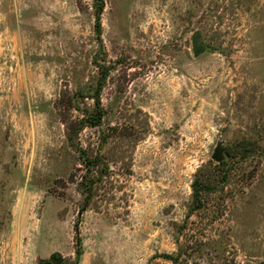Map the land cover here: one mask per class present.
Masks as SVG:
<instances>
[{"label": "rangeland", "instance_id": "374dc122", "mask_svg": "<svg viewBox=\"0 0 264 264\" xmlns=\"http://www.w3.org/2000/svg\"><path fill=\"white\" fill-rule=\"evenodd\" d=\"M104 2L0 0V264H264V0Z\"/></svg>", "mask_w": 264, "mask_h": 264}, {"label": "trees", "instance_id": "16d2710c", "mask_svg": "<svg viewBox=\"0 0 264 264\" xmlns=\"http://www.w3.org/2000/svg\"><path fill=\"white\" fill-rule=\"evenodd\" d=\"M97 6V12H96V32L97 35L101 36L102 34V14L104 12L105 9V2L104 0H94ZM101 76L98 80V85L95 89L94 94L91 96L92 100H94V107L93 109H90L89 111H87V117H84L82 119H80L77 123H74L72 127L68 128L69 131V142H71V144H73V141L76 137L79 136V134L87 127H91V128H97L100 127V125L102 124L103 118L105 116V111L104 108L101 104L102 100H101V93L103 90V86L106 82L107 79V71H101ZM255 144L252 143L251 141H242L239 143H235L234 145H232L229 149H228V154L233 157H237L240 154H243L244 156L246 155L243 152H249V150L251 149L252 146H254ZM79 153L81 158L84 161V164L87 166L88 170L93 169L96 170L99 165L98 163L100 162V159H90L89 155L87 154V152L80 148L79 149ZM96 184V182L92 181L90 182V184L87 186L86 190H87V201H90V199L93 196V190H94V185ZM192 189H193V197L195 200V203L197 205L198 208H200L202 206V199L200 196V192H202V190H207L209 189V187L205 184H202V182H199L198 179L195 180L193 182L192 185ZM76 261H69L67 259H65L62 254L60 253H54L48 260H45L43 262H41V264H77L82 257V242H81V238H80V233H79V228L76 227ZM164 258L171 260V261H176L177 258L172 257V255H165Z\"/></svg>", "mask_w": 264, "mask_h": 264}, {"label": "water", "instance_id": "95a60500", "mask_svg": "<svg viewBox=\"0 0 264 264\" xmlns=\"http://www.w3.org/2000/svg\"><path fill=\"white\" fill-rule=\"evenodd\" d=\"M192 49L195 57L202 55L206 51V46L204 45L199 32L194 33L192 36ZM213 158L218 162L223 161L224 158L222 155V149L220 147L216 149Z\"/></svg>", "mask_w": 264, "mask_h": 264}]
</instances>
